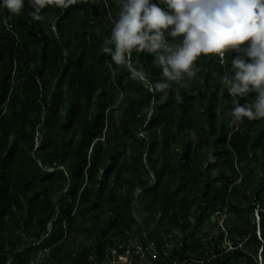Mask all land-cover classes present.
<instances>
[{
    "label": "rangeland",
    "instance_id": "obj_1",
    "mask_svg": "<svg viewBox=\"0 0 264 264\" xmlns=\"http://www.w3.org/2000/svg\"><path fill=\"white\" fill-rule=\"evenodd\" d=\"M159 3L166 7L163 0ZM71 5L50 4L38 27L52 47L59 45L61 63L66 64L70 54H84L86 63H93L103 53L117 15L109 0H91L88 8L71 12L77 22L64 26V12L56 9L67 10ZM21 16L22 11L8 12L1 0L0 76L9 75L13 89L27 79L23 74L32 75L43 49L32 35L24 36V28L17 23ZM10 36L15 39L12 53L7 50ZM25 40L37 54L35 62H26ZM68 41L73 42L72 49ZM105 55L102 68L108 87L103 127L87 142L85 166L70 157L81 142L85 121L64 127L69 105L77 99L70 70L51 67L39 77L47 101L56 93L59 105L55 117L50 116L55 107H42L35 142L25 150L33 160L24 164L17 159L8 170L15 202L5 219H0V264H264V152L257 150V162L246 164L242 171L227 147L209 137L208 112L197 101L189 108L191 125L181 122L180 93L203 74L195 71L191 79L185 76L171 82L167 95L162 93L163 99L157 102L155 84L164 78L155 58L148 62L132 52V67L146 74L144 82L126 77L129 68ZM213 56L221 63L211 74L208 90L216 98L213 110L219 122L225 116L233 123L230 113L236 97L219 83L230 76L232 67L226 54L223 61ZM45 93L39 97L42 104ZM150 95L151 105L143 110L140 103ZM166 101L171 102L166 123L149 127L156 107ZM2 107L9 114L7 102ZM242 122L232 125L243 129L244 138L252 144L257 129L251 131ZM90 164L92 178L87 170ZM33 167L48 174L26 188ZM82 190L86 201L80 199ZM60 227L62 233L51 243L50 237Z\"/></svg>",
    "mask_w": 264,
    "mask_h": 264
},
{
    "label": "trees",
    "instance_id": "obj_2",
    "mask_svg": "<svg viewBox=\"0 0 264 264\" xmlns=\"http://www.w3.org/2000/svg\"><path fill=\"white\" fill-rule=\"evenodd\" d=\"M91 0H78L75 1L67 10H60L57 8V12L60 14L63 13L62 20H64V26L72 25L77 22V15H72L73 10H81L89 7ZM156 2V0H154ZM110 8L114 13H118L119 6L117 0H109ZM1 6V0H0ZM48 6L42 8L39 12L40 16H44L48 12ZM9 12V10L6 8ZM22 16L17 17V23L24 28V36L32 35L37 41L43 44V49L41 51L40 59L36 65L35 70L32 75L23 74L22 76L27 79L22 83L20 88L13 89L11 83L7 80L8 76H0V219L4 220L5 217L9 214L12 205L15 202L13 197V190L9 187L10 182L8 179V170L11 167V164L15 160H21L22 163L26 164L31 159L30 155L27 157L25 155L26 146H32L35 142L36 137V128L40 124V116L42 113V107L45 108L55 107L50 113L51 117L56 116L57 107L59 105V98L56 93L51 101H47V92L40 89V84L38 79L48 68L54 67L59 70L64 67L69 71V80L73 87L75 88L77 99L73 100L68 108L66 115L67 124L66 126L75 124L80 120H84V127L82 129V138L81 142L77 147L72 150L70 157L74 158L76 161H81L82 166L86 165L87 155L86 150L88 144L87 142L95 139L100 130L103 127V111L106 108L105 98L106 90L108 87L107 76L103 71L104 60L106 59L105 53H101L99 56H95L93 63H86V56L84 54L76 57L73 54H70L66 59V64L61 63L62 61L58 59L57 51L58 46H53L44 35L42 29H39L38 24L40 20H36L31 15L35 12V8L32 6L31 0H24V6L21 9ZM117 19V16H116ZM42 32V33H41ZM29 34V35H28ZM165 38L169 44L179 43L182 40V37L172 38L169 36L168 32H165ZM84 45V40H79V46ZM68 48H73V42H67ZM15 47V39L13 36L8 38V47L7 50H10L12 53ZM25 51L29 54L26 62H35V55L30 51L29 42L25 40L24 44ZM5 53V48L2 50V55ZM35 54V55H34ZM228 59V64L231 65V59L236 55L235 52H225ZM133 55L139 57H145L148 62H153L155 54L147 52H136L133 51ZM13 56V55H11ZM201 57V59L199 58ZM196 59L193 68L197 73L203 74V77H198L195 79L189 89H184L180 93L181 96V113L180 118L181 122H187L188 126L192 123V116H188L189 108H191L195 101L198 102L199 107H202L207 111V123L209 137L213 139V142L216 145L227 147V152L231 153L235 157L236 161L239 164L236 166L238 169L245 171L246 164L252 166L254 162H257V157L255 152L261 150L264 152V118L257 120H248L247 118L243 119L242 124H245L247 129L251 131L257 129V134L254 137L252 144L249 143V140L244 138L243 129H235L233 123H230L227 118L224 116L219 122L218 114L213 110V107L216 103L215 95L209 93V85L212 78V72L221 67L219 60H214L213 54L210 55H200ZM13 60V57L12 59ZM136 61V60H135ZM61 63V64H60ZM12 62L9 66V71L12 70ZM66 71V72H67ZM64 72V76L66 75ZM234 73V69L230 73L229 78ZM126 77H131V73L125 74ZM163 79V78H162ZM160 79V80H162ZM222 81L220 78L219 83ZM43 87H46V82L43 81ZM22 92V93H21ZM24 92V93H23ZM45 93L44 101L42 104L39 97ZM162 93L157 91L156 99L157 102H160L162 98ZM255 93L250 94L246 97H236L238 104L252 103ZM7 102L9 105V114L3 113V105ZM135 103V102H134ZM170 101L164 103H159L156 107V113L150 119L149 127L159 126L163 123H166L167 120V111L170 107ZM143 110H147L151 105V95L140 103ZM21 105L20 108L17 106ZM182 127V126H180ZM225 154V153H224ZM186 158L189 159V155L186 153ZM187 159V160H188ZM93 165L97 166L98 161L94 157ZM262 166V164H260ZM92 164L87 167V170L90 169ZM88 176L91 178L94 175V170H89ZM48 173L41 172L39 169L33 167L28 175V179L25 180V187L29 188L33 184L34 180L39 177H44ZM264 188V181L263 186ZM262 190V189H261ZM262 192V191H261ZM86 192L82 190L80 192V199L84 201L87 200ZM174 218L177 220L178 215H174ZM63 228L60 227L57 232L50 237V242L54 243V239L57 236H60ZM187 249L186 240L182 244V250Z\"/></svg>",
    "mask_w": 264,
    "mask_h": 264
},
{
    "label": "clouds",
    "instance_id": "obj_3",
    "mask_svg": "<svg viewBox=\"0 0 264 264\" xmlns=\"http://www.w3.org/2000/svg\"><path fill=\"white\" fill-rule=\"evenodd\" d=\"M75 0H31L36 20L42 8L55 4L68 7ZM117 0V19L106 37L102 52L112 61L126 65L133 78L147 82L146 74L132 67V52L155 54L162 81L157 91L167 95L173 81L195 75L193 65L200 55L215 54L223 61L225 52H235L231 59L234 73L222 77L230 95L238 97L255 93L252 103L236 104L231 110L232 122L244 118H264V0ZM13 14H19L24 0H3ZM182 37L173 45L165 38ZM111 45L112 47H108ZM127 57V59H126ZM177 99L179 94L177 93Z\"/></svg>",
    "mask_w": 264,
    "mask_h": 264
}]
</instances>
